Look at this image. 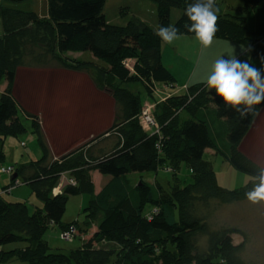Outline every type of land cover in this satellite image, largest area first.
Returning <instances> with one entry per match:
<instances>
[{
    "label": "trees",
    "instance_id": "trees-1",
    "mask_svg": "<svg viewBox=\"0 0 264 264\" xmlns=\"http://www.w3.org/2000/svg\"><path fill=\"white\" fill-rule=\"evenodd\" d=\"M5 1L9 5L0 0V166L6 159L5 138L27 129L12 94L21 66L94 70L98 82L111 91L117 113L106 141L114 139L111 149L105 148L110 144L100 146L99 151L94 145L82 144L57 159H53L38 117L26 114L43 153L37 159L5 165L15 166V172L8 173H17V178L0 191V264H105L113 254L116 264H251L243 255L245 240L234 239L241 230L228 226L212 229L208 210L213 203L246 200L245 193L259 182L257 169L264 166L248 156L241 144L264 104L241 118L221 97L210 95L204 83H189L182 93L157 97L163 83L169 88L180 86L163 62V42L156 30L171 24L181 35L195 36L184 27L191 23L185 9L193 0H146L155 6L158 26L136 13L130 14L125 25L111 24L103 10L106 0H47L49 14L43 17L15 6L24 0ZM243 2L238 13L218 14L214 37L250 45L253 57L261 59L264 0ZM174 8L180 10L171 23ZM120 14L128 12L121 9ZM126 37L136 38L138 46L124 44ZM139 86L150 97L145 104L136 91ZM145 107L151 108L159 131L156 125L151 130L144 127ZM20 143L26 145L24 140ZM209 149L248 173L250 180L241 188L222 187L211 160L205 157ZM158 168L172 172L177 180L168 196H161L142 177L143 172ZM182 170L191 172L192 182L179 183ZM94 171L105 180L99 191ZM133 178L138 180L132 182ZM21 184L28 185L43 205L31 209L25 201L4 198L5 190ZM84 192L90 194L84 208L85 228L72 230L61 224L66 204L71 196ZM149 204L156 210L151 211ZM92 221L97 224L92 239L114 247L92 246L90 240L65 251L51 248L45 238L51 225L61 224L62 237L70 233L72 239L83 230L90 232ZM72 250L74 257L86 255L75 261Z\"/></svg>",
    "mask_w": 264,
    "mask_h": 264
},
{
    "label": "rangeland",
    "instance_id": "rangeland-1",
    "mask_svg": "<svg viewBox=\"0 0 264 264\" xmlns=\"http://www.w3.org/2000/svg\"><path fill=\"white\" fill-rule=\"evenodd\" d=\"M217 1V6L220 9L218 14L238 13L236 7H238L237 4L240 3V0ZM3 4L5 6L9 5L5 0ZM15 6L21 9L34 10L42 17L49 14L47 0H24ZM121 9L126 10L128 14H120ZM150 9H153L156 16L151 13ZM103 10L111 24L125 25L132 13H136L140 17H150L153 22L159 23V15L155 6L146 0H106ZM176 11L174 13H177ZM177 17L173 14L171 23H174ZM2 32L3 20L0 16V33ZM177 47L179 48L177 52L170 47L167 63H176L177 60L185 63L184 60L197 56L200 51L198 45L187 48L180 43ZM224 54L221 48L217 52V55L222 58ZM21 69L17 70L18 84L12 92L16 101L21 105L19 106V115L27 129L18 136L9 135L5 138L6 159L4 165L26 162L42 156L43 150L38 142L37 135L31 129L32 120L26 116L27 113L24 109L33 116H38L42 131L52 148L53 156L60 157L63 154L75 151L82 144L94 145L95 151H99L100 146L104 148L109 144V147L105 148H112L114 139L107 143L106 141L107 137L111 136L108 131L115 120L117 106L108 87H103L104 84L102 86L98 82L94 70L76 72L58 66L50 68L25 66V71ZM136 91L142 101L144 100V104L150 101V97L142 86L136 88ZM14 92H18L21 101L17 99ZM21 140H24L26 145H21ZM241 148L248 156L264 166V108L243 139ZM205 157L211 160L217 181L222 187L237 189L250 180L248 173L236 169L221 154L209 149L206 151ZM94 175L97 188L99 185L104 187L105 180L100 178L99 172L94 171ZM142 177L153 183L155 188L158 189L156 192L161 193V196H168L173 183L177 182L173 178L172 172L163 168L143 172ZM178 178L181 180L178 181L180 184H188L193 180L192 174L188 170L178 172ZM10 179L11 175L9 173H0V191H3L9 185ZM134 180L133 178L132 182H136L138 178L136 181ZM8 191H4V198L7 200L25 201L31 209L43 205V201L26 184L18 185L12 190L8 189ZM89 200L90 194L85 192L71 196L67 201L61 224L69 228L72 226V230L75 229V226L85 228L86 212L84 208L89 204ZM147 207L154 211L152 205L149 204ZM164 212L169 215L167 209H164ZM208 212L212 229L225 228L226 226L240 229L241 232L235 234L234 239L236 242L245 240L243 250L245 259L251 264H264V201L257 204H253L247 199L229 204L216 205L213 203ZM61 224L49 226L45 233V238L53 249L62 248L68 251L69 249L78 248L79 245H82V241H84L82 242L83 246L89 244L90 240H92V246L114 247L109 242H97L92 239L96 235V222L92 221V229H90L92 236L85 240L79 235L73 236L70 240L64 239ZM75 232L78 233V230ZM19 244H22V242H19ZM78 250H83V248ZM70 255L73 258L75 251L72 250ZM85 255L81 253V256H76L74 259L80 261ZM116 260L117 255L113 254L111 260L105 264H116ZM6 264L17 263L8 262ZM78 264L82 263L79 262Z\"/></svg>",
    "mask_w": 264,
    "mask_h": 264
},
{
    "label": "clouds",
    "instance_id": "clouds-1",
    "mask_svg": "<svg viewBox=\"0 0 264 264\" xmlns=\"http://www.w3.org/2000/svg\"><path fill=\"white\" fill-rule=\"evenodd\" d=\"M219 11L216 0H193L185 9V15L191 23H185L184 27L188 32L194 33L205 47L212 44L218 32ZM156 35L162 42L171 44L179 39L181 33L179 28L170 24L158 26ZM251 51L250 45L247 48L242 47L241 54ZM249 60H240L236 56L218 59L214 71L207 79V87L210 90L214 89L216 95L221 97L226 105L234 108L241 118L253 114L256 111L255 106L264 104V68L254 67ZM261 64L264 65V56L261 57ZM2 167L7 166L2 164L0 173H3ZM12 167L15 172V166ZM257 172L255 179L259 182L254 183L253 188L245 193L247 200L253 204L264 201V168L257 169ZM59 186L60 182L57 184V187ZM153 209L156 210L155 207ZM147 214L151 217L150 212Z\"/></svg>",
    "mask_w": 264,
    "mask_h": 264
},
{
    "label": "crops",
    "instance_id": "crops-1",
    "mask_svg": "<svg viewBox=\"0 0 264 264\" xmlns=\"http://www.w3.org/2000/svg\"><path fill=\"white\" fill-rule=\"evenodd\" d=\"M216 3H218L217 0H216ZM243 3H244L243 0H240V3L237 4L238 7H236L237 11H239V7ZM174 9L177 10L176 11L177 13H174L175 10H173L171 12V17L173 16V14H175V17H177L178 11L180 10L178 8H174ZM150 11H151V13H153V15L156 16V14L153 12V9H150ZM142 18L146 19L152 25L158 26V24H157L158 22H153L150 17L148 18V17L144 16ZM124 40H123L124 42H126V40H127L126 43H129V44L134 45V46H138V41L136 38L126 37ZM180 43L183 47H187V48H189L190 46H193V45L199 46L200 51L197 54V56H195L196 60H195V57H191V59H189V60H184L185 63L183 61H180V60L175 61L176 63H167V55H168V52L170 51V47L173 48V50H175V52H177L179 50V48L177 46ZM242 47L247 48L241 44H238V43H235V42H232L229 40L218 39L215 37L213 38L212 44L208 47H205L200 43V41L195 36H188V35H180L179 39L175 40L171 44L163 42L162 51H161L163 62L172 70V72L176 76L177 84H179L180 88H177V89H175L173 87L169 88V87H167V85H165L163 83L162 86H159V92H158L157 97L163 98L164 96H168V95L173 94V93H177V92L182 93L184 91V87L189 83H193V84L204 83L207 87V79L212 74V72L214 71V65H215L216 60L222 58L219 55H217V52L219 51L220 48L225 53L223 56V58H225V59L229 58V56H232V57L236 56L240 60H249V58H250L249 62L254 67L264 68V65L261 64V59L254 58L251 52H246L244 54H241ZM20 68H22L21 70L25 71V66H21ZM20 68H18V69H20ZM45 68H50V67H45ZM69 71H74V70H69ZM76 72H79V71H76ZM93 81H94V79H93ZM17 84H18V78L16 75L12 91ZM5 86H6V84L4 83L1 86V91L5 88ZM207 89H208V92L210 93V95L216 94L214 89L210 90L208 87H207ZM14 93H15V96L17 97V99H19L18 92L17 93L14 92ZM12 94H13V92H12ZM19 106H21V105L19 104ZM24 110L26 111V113L28 115L33 116L31 113H28L26 109H24ZM36 117H38V116H36ZM43 135L45 136L44 132H43ZM45 138H46V136H45ZM97 138H99V137H97ZM46 140H47V138H46ZM50 149H51L52 155H54L51 146H50ZM7 164H10V163H7ZM12 164H15V163H12ZM100 178H102V177H100ZM101 187L102 186L99 185V187L97 188V185H96V191L100 190ZM91 236H92L91 232L87 233V231H84V230H83V234L80 235V237H82L84 240L86 238H90ZM82 242H84V241H82ZM82 242H81V244H82ZM79 247H81V245H79Z\"/></svg>",
    "mask_w": 264,
    "mask_h": 264
},
{
    "label": "built area",
    "instance_id": "built-area-1",
    "mask_svg": "<svg viewBox=\"0 0 264 264\" xmlns=\"http://www.w3.org/2000/svg\"><path fill=\"white\" fill-rule=\"evenodd\" d=\"M150 109L149 107H145V110H144V113L142 115V119H143V125L144 127L147 129V130H151L152 126L156 125L157 126V123L156 121L154 120V118L152 117L151 115V112H150ZM158 128V126H157ZM159 131V128L158 130ZM10 171H13V167L12 166H7V167H2L1 168V172L5 173V172H10ZM64 237L66 239H70L71 238V234L70 233H67L66 235H64Z\"/></svg>",
    "mask_w": 264,
    "mask_h": 264
},
{
    "label": "water",
    "instance_id": "water-1",
    "mask_svg": "<svg viewBox=\"0 0 264 264\" xmlns=\"http://www.w3.org/2000/svg\"><path fill=\"white\" fill-rule=\"evenodd\" d=\"M17 178V173H14L12 176H11V179H15Z\"/></svg>",
    "mask_w": 264,
    "mask_h": 264
}]
</instances>
